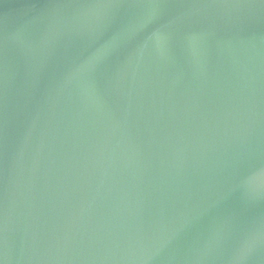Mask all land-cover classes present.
I'll use <instances>...</instances> for the list:
<instances>
[{
    "label": "water",
    "instance_id": "95a60500",
    "mask_svg": "<svg viewBox=\"0 0 264 264\" xmlns=\"http://www.w3.org/2000/svg\"><path fill=\"white\" fill-rule=\"evenodd\" d=\"M0 264H264V0H0Z\"/></svg>",
    "mask_w": 264,
    "mask_h": 264
}]
</instances>
